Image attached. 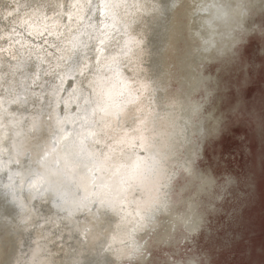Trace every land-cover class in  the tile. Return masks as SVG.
Returning a JSON list of instances; mask_svg holds the SVG:
<instances>
[{
	"label": "clouds",
	"instance_id": "9594fccd",
	"mask_svg": "<svg viewBox=\"0 0 264 264\" xmlns=\"http://www.w3.org/2000/svg\"><path fill=\"white\" fill-rule=\"evenodd\" d=\"M240 150L264 0H0V264H264L230 259Z\"/></svg>",
	"mask_w": 264,
	"mask_h": 264
},
{
	"label": "rangeland",
	"instance_id": "374dc122",
	"mask_svg": "<svg viewBox=\"0 0 264 264\" xmlns=\"http://www.w3.org/2000/svg\"><path fill=\"white\" fill-rule=\"evenodd\" d=\"M244 131L242 127L236 129V134ZM250 146L255 153L257 141L252 138ZM222 148L224 152H233L239 149V142L233 137L228 136L223 139ZM230 167H234L240 173H255V186L248 189V194L242 200V208L233 217L227 220L228 230L231 236L228 237L229 242H235L231 249L234 255L231 260L240 257V253L248 246L252 248L250 260L264 261V252L258 249L264 247V171H262L255 159V156L245 157L243 151L236 156L235 160L228 161ZM247 242V243H245ZM224 259H229L226 255Z\"/></svg>",
	"mask_w": 264,
	"mask_h": 264
}]
</instances>
